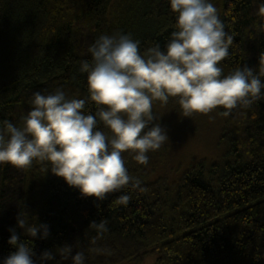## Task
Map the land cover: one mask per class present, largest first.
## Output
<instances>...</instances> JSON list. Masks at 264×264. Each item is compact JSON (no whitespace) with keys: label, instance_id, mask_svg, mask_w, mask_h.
<instances>
[{"label":"trees","instance_id":"16d2710c","mask_svg":"<svg viewBox=\"0 0 264 264\" xmlns=\"http://www.w3.org/2000/svg\"><path fill=\"white\" fill-rule=\"evenodd\" d=\"M211 2L233 36L222 74L245 66L260 71L261 0ZM175 25L168 0H0V121L20 126L37 91L61 88L69 98L88 97L80 66L91 60L88 48L100 35L130 33L143 53L155 44L163 49ZM85 110L94 114L95 102ZM228 121L222 159L198 161L174 177L151 180L145 166L123 153L140 187L102 202L82 197L51 173L49 162L26 169L0 165V259L15 250L9 229L21 213L30 225L50 226L47 239L34 241L38 255L70 245L73 254L84 253L85 264H141L147 257L154 264H264V99L233 109ZM100 130L107 132L103 124ZM121 194L130 196L126 206L114 202ZM101 220L108 228L103 235L89 227ZM49 264L72 262L57 252Z\"/></svg>","mask_w":264,"mask_h":264},{"label":"clouds","instance_id":"9594fccd","mask_svg":"<svg viewBox=\"0 0 264 264\" xmlns=\"http://www.w3.org/2000/svg\"><path fill=\"white\" fill-rule=\"evenodd\" d=\"M168 2L176 30L163 49L155 44L142 53L130 33L100 35L88 48L91 60L80 66L87 74L88 97L69 98L61 88L48 94L37 91L20 126L0 121V165L26 169L34 161L49 162L51 173L82 197L102 202L108 194L140 187V180L129 174L123 153L130 152L138 164L146 165L148 153L169 140L153 113L155 101L167 104L169 98H178L185 117L218 107L227 117L238 106L264 99V54L258 72L245 66L222 74L220 62L229 56L233 36L211 0ZM259 13H264V0ZM88 102H95L94 114L85 110ZM101 124L107 132L100 130ZM129 200V195L121 194L114 202L126 206ZM89 227L99 235L108 232L104 220ZM9 232L8 244L15 250L0 264H49L57 252L72 264H85L84 253L73 254L70 245L36 253L34 241L50 236L48 224L30 225L20 213Z\"/></svg>","mask_w":264,"mask_h":264},{"label":"rangeland","instance_id":"374dc122","mask_svg":"<svg viewBox=\"0 0 264 264\" xmlns=\"http://www.w3.org/2000/svg\"><path fill=\"white\" fill-rule=\"evenodd\" d=\"M153 113L157 122L161 121L167 129L169 140L159 150L149 152L145 166L150 179L168 174L177 176L190 165L204 160H221L227 148V139L222 138L231 127L228 117L217 109L208 114L196 113L189 117L183 115L178 98H169L167 104L153 103ZM169 172V173H167ZM116 264H136L126 261ZM141 264H154L153 257H147Z\"/></svg>","mask_w":264,"mask_h":264}]
</instances>
